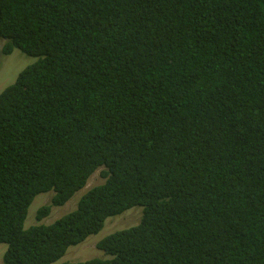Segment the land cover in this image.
<instances>
[{
	"label": "trees",
	"instance_id": "trees-1",
	"mask_svg": "<svg viewBox=\"0 0 264 264\" xmlns=\"http://www.w3.org/2000/svg\"><path fill=\"white\" fill-rule=\"evenodd\" d=\"M0 37L38 58L0 93L4 264H52L136 206L109 259L61 264H264V0H0Z\"/></svg>",
	"mask_w": 264,
	"mask_h": 264
},
{
	"label": "rangeland",
	"instance_id": "rangeland-1",
	"mask_svg": "<svg viewBox=\"0 0 264 264\" xmlns=\"http://www.w3.org/2000/svg\"><path fill=\"white\" fill-rule=\"evenodd\" d=\"M7 42L6 39L0 37V93L12 85L19 73L26 67L35 63L38 58L31 57L23 53L19 49H15L11 55H4L3 47ZM101 170L96 171L89 179L87 185L78 191L66 204L62 206L52 207L51 213L43 220L37 223L36 215L41 207L51 203V199L54 195V191L41 193L32 202L29 208V212L25 221V227L32 226L34 224L48 225L53 223L65 214L77 208L80 198L87 193L91 188L101 185L105 182V179L101 176ZM143 216V207L136 206L124 213L109 217L103 229L97 233L90 235L84 242L70 246L66 254L52 264H61L64 262H83L93 258L109 259L110 256L97 247V243L104 237L111 233L128 229L137 225ZM7 250V245L0 244V264H4V254Z\"/></svg>",
	"mask_w": 264,
	"mask_h": 264
}]
</instances>
